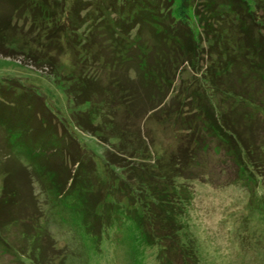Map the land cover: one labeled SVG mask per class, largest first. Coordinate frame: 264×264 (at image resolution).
<instances>
[{
    "label": "rangeland",
    "instance_id": "rangeland-1",
    "mask_svg": "<svg viewBox=\"0 0 264 264\" xmlns=\"http://www.w3.org/2000/svg\"><path fill=\"white\" fill-rule=\"evenodd\" d=\"M82 1L79 10L81 7L83 11L77 13L82 20L115 23L112 18L117 15H108L114 13L115 6L103 13L110 0ZM21 2L0 0V25L6 27L0 31V264L160 263L153 254L156 249L140 247L137 228L129 219L126 206L112 209L110 225H104L99 233L92 234L87 229L82 174L95 169L94 173L100 172L103 178L104 160L107 154L114 153L111 129L105 130L106 143L101 138L106 133H93V128L85 126L89 119L96 126L102 122L114 124L117 132L133 137L139 146L142 138L152 142L159 153L168 157L182 149L186 154L196 151L189 167L184 160L186 156L180 155L182 160L178 159L179 165L183 163L180 167L188 170L186 177L181 176L177 183L187 186L185 191H180V197L190 201L185 224L189 238L180 237L179 241L184 259L187 255L195 264H264V109L254 108L253 104L247 107L245 101L234 96H245L251 103L264 102V90L253 79L244 81L246 78L241 73L235 81L229 76L227 81L217 79L216 87L234 91L231 98L222 95L221 89L219 92L214 87L211 89L213 81L209 89L207 76L215 74L208 68L214 61L202 57L210 47L207 41L212 28L213 31L224 29L228 34L230 30L231 40H236L238 36L233 35H239L237 27H229V19L212 18L207 11L206 24L199 25L195 14L203 10V0H194L196 7L188 4L187 22L193 25L195 38L202 46L196 49L192 60L173 54L171 63H165L172 78L167 80L165 89L171 87V91L163 98L158 97L157 102L163 100L156 112L150 98L155 99L157 93L139 84L138 70L105 65L107 58L113 56L108 42L103 47L97 43V49H91L89 54L79 53L78 48L60 53L45 38L48 45L44 47L38 41L42 24L35 22L37 19L25 6L26 0ZM237 9V14H241ZM257 11L259 17L264 15L263 8ZM205 13L200 14L202 18ZM174 20L177 23L178 19ZM85 25V29L90 26ZM183 27L190 33L188 26L178 23L181 35ZM137 34L143 42L155 40L148 29H136L131 36ZM91 39L104 43L100 31ZM75 40L70 39L77 43ZM238 40H242L241 35ZM36 42L40 52L55 57L61 67H56L55 60L43 59L46 55L41 53V62L30 57V47H36ZM75 43L71 44L75 46ZM158 53L164 61L162 49ZM83 73L91 76L100 89H108L109 95L101 93L106 100H96L97 96L91 101L80 100L83 91L76 87L80 86L78 79H68ZM115 80L122 84L112 83ZM204 97L212 109L215 106L217 115L226 114L225 125L235 123L239 139L220 132L214 135L205 115L200 120L189 116L197 106L207 107ZM198 98H204L202 103ZM234 101L239 102L237 106ZM181 107V115L194 120L197 127L194 137L191 128L178 122ZM254 116L258 118L255 121ZM187 137L190 143L184 145ZM78 167L81 183L71 188ZM94 177L91 181L98 183ZM106 200L113 205L115 197L111 194ZM175 259V264H185L182 257Z\"/></svg>",
    "mask_w": 264,
    "mask_h": 264
},
{
    "label": "trees",
    "instance_id": "trees-1",
    "mask_svg": "<svg viewBox=\"0 0 264 264\" xmlns=\"http://www.w3.org/2000/svg\"><path fill=\"white\" fill-rule=\"evenodd\" d=\"M193 1L110 0L109 2L108 0L109 4L105 6V11L104 9L102 11H104L103 13H108L113 9L112 6H115L114 13H108L111 16L117 15L115 18H112V21L115 22L113 25L112 22L99 24L98 22L91 23L89 20H82L77 14L81 10V7L79 10V5H82V0H26L27 4L25 6L32 11V14L37 19L35 22H40L43 26L38 33L41 35V40L38 41L44 47L49 44L50 47H54V50H58L60 53L64 50L70 51L72 48H78L77 51L79 53H83L82 51H84V53L89 54L91 49H97V43H100L103 47L108 42L113 56H111V59L110 56L107 58L109 61H106L105 65L111 68H114L115 65L117 67L120 65L127 69L129 68V70H138L139 84L145 89L156 91L157 93L155 99L150 98L153 102L151 107L156 106L154 109L156 110L160 107L163 100L160 99L157 102L158 97L163 98L171 91V87L165 89L168 85L167 80L171 78L168 73L169 69L164 67L165 63H171L173 54L186 59L189 57V60H192L196 49H200L202 46L199 44L197 38H195L196 34L193 25L190 24L189 26L187 22L186 13L188 4L197 6L193 4ZM201 5L203 10L201 8L202 11L197 10V15L195 14L199 25L206 24V13H208L214 19L216 17L229 19L227 21L229 27H237L236 33H239V35H233L232 33L233 37L238 36L236 40H231L232 36L230 33L232 31L230 30L228 34L224 29H219L218 31L215 29L213 31L214 28H212V33L210 32L212 35L207 33V36L211 35L207 41V43H210V47H208L207 53L202 55V57L208 56L212 58L214 64L208 70L215 74V76H207L208 74H205L209 77V80L211 77L213 78L210 82L207 80V87L210 89V83L213 81L211 89L214 87L215 91L222 90L221 86L219 88L216 87L218 78L227 81L229 76L231 80L235 81L238 73H241L246 78L243 79L244 81L253 79L255 80V84L264 90V15L259 17L260 14L257 11V9H264V0H260L258 3L253 0H203ZM162 7L166 10L162 9ZM236 8H238L237 10L240 9L241 14H237ZM205 11L207 12L205 13ZM246 12L250 17L248 15L247 17L245 16ZM201 13H205L203 18L200 15ZM106 16L107 14L104 15V17ZM174 19H178L176 20L177 23ZM209 22L212 23V20ZM86 23L90 24L87 29H85ZM178 23L188 26L190 33L187 32L188 28L184 29L183 27L181 35L180 30L177 28ZM3 29L5 30L6 27L0 25V31ZM136 29L150 30L154 34L155 40L153 42H143L141 35H138L140 32L137 36L132 37L133 31ZM83 30L84 34H82ZM98 31H100L104 43L103 41H96L98 38L96 36V40L91 39L94 38V35ZM240 35L242 36V40H238ZM188 36L189 40L187 39ZM243 37L245 40H243ZM44 38L45 40L47 39L48 44H46L47 42H45ZM72 38L77 39L75 40L77 43L71 42L70 39ZM67 41H69L72 47H70ZM71 43L77 45L74 46ZM80 47H82V50H79ZM158 49H162L165 54L164 61L162 55L158 53ZM30 51L32 53L30 57H33L36 62L42 61L39 53L43 55L47 54L40 52L38 45L33 48L30 47ZM52 57L48 54L43 59L47 61L55 60L56 67H61L57 64L55 57ZM177 61L179 62V59ZM184 62H187V60ZM182 64L183 62L180 63V66ZM84 74L68 79H78L80 86L76 85V87L81 88L83 91L80 100L86 99L91 101L95 96H97L96 100H106L101 93L102 91L108 93V89H100L99 85L95 84V81L91 79V76ZM114 82L116 80L112 81V83ZM116 83L122 84L121 82ZM74 91L77 90L74 89ZM222 92V95L229 98L234 94V91L229 87L226 90H222ZM234 96H237L243 102L245 101L244 104L247 107H250L247 104H253V107L257 106L259 110L261 108L264 109V102L254 101V103H251L245 96ZM204 98H198V102L202 103ZM205 99L207 107L200 108L201 106H197L198 108L194 110L193 114H189V116L200 120L205 115L207 117L206 121L210 124L214 135L215 132H220L227 135L228 138L239 139L238 132L235 130L236 127H234L235 123H232L233 125H225L223 122L226 123L224 119L226 114L220 117L219 112V115H217L214 111L215 106L213 105V110L207 104L208 99ZM238 103L234 101V106L235 104L237 106ZM172 109L175 110L173 107ZM181 110L182 107L178 109L179 115L183 114ZM249 115L251 116V114ZM101 116L102 113L99 115V118ZM246 116L244 114L243 117L245 118ZM255 117L254 121L258 119ZM180 119H178L179 124L183 127L191 128L193 132L192 136H196L197 127L195 128L194 126V120L182 115ZM88 123H90V126H88ZM108 124L110 123L102 122L99 126H96L90 119L85 123L87 128H93V133L105 135V130L111 129V138L113 140L111 145L114 147V153L112 155L107 154V158L104 160L103 178L100 172H98V175L94 173L96 171L94 168L93 171L86 170L82 174L84 178L82 180L81 191H84V196L87 197L83 202V212H85L84 220L88 231L92 234L94 232L99 233V231H102L104 225H110L109 212L114 208L120 209L126 206L129 219L137 228L140 247L143 246L145 250L149 249L150 251L156 249L153 254H155L156 260L160 262L159 264H175L174 260H176V257H182L185 260V264H195L192 258L188 259L187 255L188 260L184 259V250L179 242L180 237L183 238L185 236V238H189L187 237L188 231L185 224H187L186 217L188 202L190 201L180 197V191H185L187 186L177 183L181 176L186 177L185 174L188 172L186 168L189 165L191 166L189 160L194 159L196 151L193 150L191 154H186L184 149H182L181 151L179 150V154L177 153L176 155L174 153L176 158L173 157L174 155L168 157L159 153L154 144H151L152 142L144 141L142 138L141 146L143 147H141L133 141V137L127 138L123 136L122 131L119 130L117 132L114 124ZM107 135L108 133H106V137H101L105 139L106 143H108ZM189 139L190 137L185 138L183 144L187 145V143H190ZM241 145L243 147V144ZM180 155L186 156V159H184L186 164H188L186 168H181L183 163L180 164L181 167L178 163V159L182 160ZM80 173L81 171L78 167L74 173L77 178L74 179V182L70 186L71 188H73L75 183H81V179L79 178ZM91 177L98 179V183L91 181ZM111 181L113 184L110 183ZM90 187L91 190L89 191ZM111 194L115 197L113 205L106 203V198ZM118 194L121 195V198H118ZM97 200L100 201L96 202ZM103 203H106V205ZM119 203H122V206ZM185 246L186 244H184ZM189 247L192 249L191 246Z\"/></svg>",
    "mask_w": 264,
    "mask_h": 264
}]
</instances>
